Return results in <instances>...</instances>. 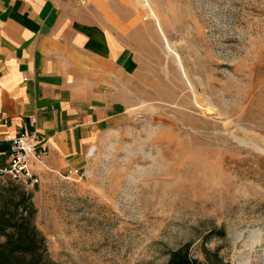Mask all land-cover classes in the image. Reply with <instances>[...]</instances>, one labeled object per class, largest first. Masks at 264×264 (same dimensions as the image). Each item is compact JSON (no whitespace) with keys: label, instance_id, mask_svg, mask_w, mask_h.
Wrapping results in <instances>:
<instances>
[{"label":"rangeland","instance_id":"374dc122","mask_svg":"<svg viewBox=\"0 0 264 264\" xmlns=\"http://www.w3.org/2000/svg\"><path fill=\"white\" fill-rule=\"evenodd\" d=\"M137 10L132 64L88 166L0 187L32 195L56 264H167L189 243L202 262L206 250L264 264V0Z\"/></svg>","mask_w":264,"mask_h":264},{"label":"crops","instance_id":"0c3cea01","mask_svg":"<svg viewBox=\"0 0 264 264\" xmlns=\"http://www.w3.org/2000/svg\"><path fill=\"white\" fill-rule=\"evenodd\" d=\"M138 22L137 0H0V164L35 117L50 173L88 166L113 118L115 83L132 64Z\"/></svg>","mask_w":264,"mask_h":264},{"label":"trees","instance_id":"16d2710c","mask_svg":"<svg viewBox=\"0 0 264 264\" xmlns=\"http://www.w3.org/2000/svg\"><path fill=\"white\" fill-rule=\"evenodd\" d=\"M37 210L32 195L10 183L0 187V264H56L48 253L45 237L35 225ZM224 230L212 231L207 241L225 237ZM202 262L192 255V244L170 251L167 264H226L217 252L204 251Z\"/></svg>","mask_w":264,"mask_h":264},{"label":"built area","instance_id":"2783aa9c","mask_svg":"<svg viewBox=\"0 0 264 264\" xmlns=\"http://www.w3.org/2000/svg\"><path fill=\"white\" fill-rule=\"evenodd\" d=\"M72 1L79 6H85L89 2V0ZM36 123V118H32L33 129L23 131L12 139L8 159L5 164H0V180L9 178L11 181L24 184L26 187H34L39 181L36 168L44 172L51 171L47 163L50 150L43 136L37 130ZM77 174L78 172L70 171L67 175L60 174L59 176L68 179Z\"/></svg>","mask_w":264,"mask_h":264},{"label":"bare ground","instance_id":"6f19581e","mask_svg":"<svg viewBox=\"0 0 264 264\" xmlns=\"http://www.w3.org/2000/svg\"><path fill=\"white\" fill-rule=\"evenodd\" d=\"M145 2V1H144ZM147 5H149V4H147ZM146 5V6H147ZM158 19V18H157ZM158 22V21H157ZM159 23V22H158ZM95 152H96V149L95 148H93L91 151H90V156L91 157H94V155H95Z\"/></svg>","mask_w":264,"mask_h":264}]
</instances>
